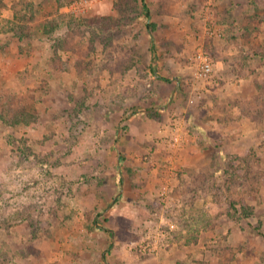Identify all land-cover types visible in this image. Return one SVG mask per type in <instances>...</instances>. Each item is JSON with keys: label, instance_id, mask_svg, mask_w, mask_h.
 Masks as SVG:
<instances>
[{"label": "rangeland", "instance_id": "1", "mask_svg": "<svg viewBox=\"0 0 264 264\" xmlns=\"http://www.w3.org/2000/svg\"><path fill=\"white\" fill-rule=\"evenodd\" d=\"M145 1L0 0V264H264V0Z\"/></svg>", "mask_w": 264, "mask_h": 264}, {"label": "built area", "instance_id": "2", "mask_svg": "<svg viewBox=\"0 0 264 264\" xmlns=\"http://www.w3.org/2000/svg\"><path fill=\"white\" fill-rule=\"evenodd\" d=\"M194 62V78L195 79H205L208 76L211 75L213 72V61L210 55H208L206 52L203 51V49H198L192 58ZM171 128L173 129V136L172 139L176 143L179 139L178 132L180 131V128L177 127L176 121L171 125Z\"/></svg>", "mask_w": 264, "mask_h": 264}, {"label": "trees", "instance_id": "3", "mask_svg": "<svg viewBox=\"0 0 264 264\" xmlns=\"http://www.w3.org/2000/svg\"><path fill=\"white\" fill-rule=\"evenodd\" d=\"M142 1V7H143V14L146 18V26L149 30V34L151 36V40H152V44H151V48L154 50L155 49V41H154V37H153V30H154V26H155V23L151 20V13H150V10H149V7L146 3L145 0H141ZM18 9H16L17 11ZM17 13H13L12 17L9 19V22H11V20L14 18V16L16 15ZM10 31H13L18 37H22L23 35L20 34L22 33V31L20 33H18L17 31V27L14 26V24L10 25ZM30 113H23L21 114L20 116L18 114H15L13 119H11L10 123H20L21 121H24L26 119L24 118H27L26 115H28ZM27 121V120H26ZM119 159H121V157H119Z\"/></svg>", "mask_w": 264, "mask_h": 264}, {"label": "crops", "instance_id": "4", "mask_svg": "<svg viewBox=\"0 0 264 264\" xmlns=\"http://www.w3.org/2000/svg\"><path fill=\"white\" fill-rule=\"evenodd\" d=\"M219 66H220V63H219ZM218 68H220V67H218ZM202 158V157H201Z\"/></svg>", "mask_w": 264, "mask_h": 264}]
</instances>
